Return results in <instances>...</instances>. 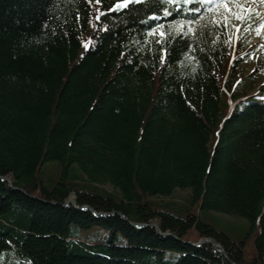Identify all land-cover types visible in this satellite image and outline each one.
Wrapping results in <instances>:
<instances>
[{
  "label": "trees",
  "instance_id": "obj_1",
  "mask_svg": "<svg viewBox=\"0 0 264 264\" xmlns=\"http://www.w3.org/2000/svg\"><path fill=\"white\" fill-rule=\"evenodd\" d=\"M246 11L0 0V264H264V20ZM196 208L259 221L253 257Z\"/></svg>",
  "mask_w": 264,
  "mask_h": 264
},
{
  "label": "rangeland",
  "instance_id": "obj_2",
  "mask_svg": "<svg viewBox=\"0 0 264 264\" xmlns=\"http://www.w3.org/2000/svg\"><path fill=\"white\" fill-rule=\"evenodd\" d=\"M250 5V9L254 10V13L261 20L264 18V0H246ZM256 35V34H255ZM251 37L255 38V36ZM255 41V42H254ZM258 38L253 40L252 43H257ZM53 165H59L54 163ZM48 169V168H47ZM51 172L56 170V167H50L48 169ZM192 195L191 190H181L176 189L171 195V199L177 202L178 204H188L190 202ZM75 194H72V198ZM165 200H170L165 198ZM196 213L206 223L213 225L219 231L227 234L234 242L239 243L245 241L246 246L245 250L249 258H252L254 253H256V238L260 230V222L256 227H252L250 222L242 217L236 215L222 214L215 211H206L196 208ZM80 236V235H79ZM78 236V237H79ZM194 238L197 235L193 236Z\"/></svg>",
  "mask_w": 264,
  "mask_h": 264
},
{
  "label": "water",
  "instance_id": "obj_3",
  "mask_svg": "<svg viewBox=\"0 0 264 264\" xmlns=\"http://www.w3.org/2000/svg\"><path fill=\"white\" fill-rule=\"evenodd\" d=\"M3 179H4V180H7V181L10 183V185H12V181H11V179H8V178H3ZM66 204H75L74 197L72 198V196H71V197L66 201ZM83 208H86V209L92 210V211L94 212V214H95L96 216H98V217H106V216L108 217V216H110V215L105 214V213H99V212L95 211L94 209H92V208L89 207V206H85V207H83ZM119 215H121V214L119 213ZM121 216H122V215H121ZM153 226H155V227L158 229V231H159L160 234H162V235H166V236L171 235V233L163 234V233L160 231L158 225L154 224ZM205 242H208V243H209L210 241L204 239V240H201L198 244H202V243H205ZM198 244H196V245H198ZM196 245H195V246H196ZM222 251H224V250L222 249Z\"/></svg>",
  "mask_w": 264,
  "mask_h": 264
},
{
  "label": "bare ground",
  "instance_id": "obj_4",
  "mask_svg": "<svg viewBox=\"0 0 264 264\" xmlns=\"http://www.w3.org/2000/svg\"><path fill=\"white\" fill-rule=\"evenodd\" d=\"M41 172V171H40ZM48 175V174H47ZM2 179L3 178H6V177H1ZM8 179H10V178H8ZM12 181V180H11ZM10 184V183H9ZM10 186H13V181H12V185H10ZM74 200H75V196H74ZM77 204V203H76ZM76 204H72V205H74L76 208H77V206H76ZM167 206V205H166ZM83 209V208H82ZM105 214H107V213H105ZM161 231V230H160ZM167 234V233H166ZM206 240H208V241H210L209 243H211L212 245H214V246H216L217 248H220V250L222 251V249L224 250V251H222L224 254H226V251H225V249H224V247L219 243V242H217L215 239H212V238H205ZM201 240H204V239H201ZM201 240H199L197 243H195V244H198ZM191 244H194V243H192V242H190ZM205 243H208V242H205ZM203 244V243H202ZM198 245H200V244H198ZM198 245H196V246H198ZM15 263V262H14Z\"/></svg>",
  "mask_w": 264,
  "mask_h": 264
},
{
  "label": "snow or ice",
  "instance_id": "obj_5",
  "mask_svg": "<svg viewBox=\"0 0 264 264\" xmlns=\"http://www.w3.org/2000/svg\"><path fill=\"white\" fill-rule=\"evenodd\" d=\"M125 3H127V0H125ZM121 5H117V7H120Z\"/></svg>",
  "mask_w": 264,
  "mask_h": 264
}]
</instances>
